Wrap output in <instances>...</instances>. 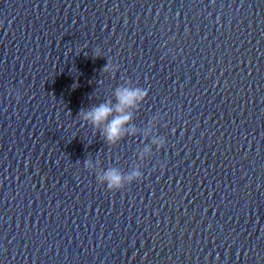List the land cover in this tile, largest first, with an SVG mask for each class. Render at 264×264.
Listing matches in <instances>:
<instances>
[{
    "label": "clouds",
    "instance_id": "9594fccd",
    "mask_svg": "<svg viewBox=\"0 0 264 264\" xmlns=\"http://www.w3.org/2000/svg\"><path fill=\"white\" fill-rule=\"evenodd\" d=\"M96 57H100L99 49H97ZM119 65L114 64L111 60L103 68V72L114 74L118 70ZM12 94V90H9ZM148 96V90L139 86H133L131 81H126L114 90V98L105 100L104 102L93 105L88 109H81L78 116L80 119L96 129L109 145L119 143L124 136L135 134V127L131 125L133 114L129 109L138 108ZM17 103L21 97L19 93L15 94ZM152 145L161 149L165 145L163 137L153 138ZM152 151V147L146 145L139 154V158L143 160L146 155ZM98 161L93 162L91 158L84 161V167L89 171L96 173V179L100 185H106L108 191L117 192L124 189L127 185H131L135 181L143 178L140 168H134L131 171L124 172L118 167H109L107 170L101 169L97 172Z\"/></svg>",
    "mask_w": 264,
    "mask_h": 264
}]
</instances>
